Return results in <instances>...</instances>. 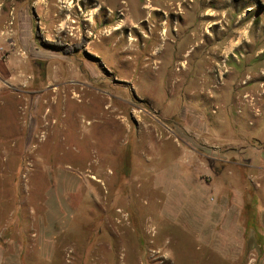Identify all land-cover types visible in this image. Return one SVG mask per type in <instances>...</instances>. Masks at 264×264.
Instances as JSON below:
<instances>
[{
  "label": "rangeland",
  "instance_id": "rangeland-1",
  "mask_svg": "<svg viewBox=\"0 0 264 264\" xmlns=\"http://www.w3.org/2000/svg\"><path fill=\"white\" fill-rule=\"evenodd\" d=\"M263 157L264 0H0V264H264Z\"/></svg>",
  "mask_w": 264,
  "mask_h": 264
},
{
  "label": "crops",
  "instance_id": "crops-1",
  "mask_svg": "<svg viewBox=\"0 0 264 264\" xmlns=\"http://www.w3.org/2000/svg\"><path fill=\"white\" fill-rule=\"evenodd\" d=\"M244 103V102H243ZM262 159V161L264 160V157L263 158H261ZM262 163V162H261ZM262 165H263V163H262ZM262 165L261 164H257V165H252V166H250V167H252L253 169H261L262 171H264V169H263V167H262ZM264 173V172H263ZM258 176V174L256 175V177ZM257 187H260V189H261V191H263V193H264V188L262 187V184L261 183H259V181H258V186Z\"/></svg>",
  "mask_w": 264,
  "mask_h": 264
},
{
  "label": "bare ground",
  "instance_id": "bare-ground-1",
  "mask_svg": "<svg viewBox=\"0 0 264 264\" xmlns=\"http://www.w3.org/2000/svg\"><path fill=\"white\" fill-rule=\"evenodd\" d=\"M148 6V5H147Z\"/></svg>",
  "mask_w": 264,
  "mask_h": 264
}]
</instances>
